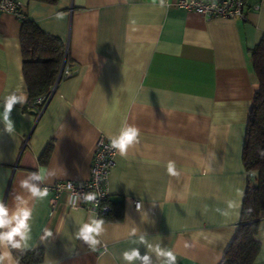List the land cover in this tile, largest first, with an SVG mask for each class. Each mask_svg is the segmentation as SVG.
Listing matches in <instances>:
<instances>
[{
    "label": "crops",
    "instance_id": "1",
    "mask_svg": "<svg viewBox=\"0 0 264 264\" xmlns=\"http://www.w3.org/2000/svg\"><path fill=\"white\" fill-rule=\"evenodd\" d=\"M16 1L22 18L0 15V112L12 91L28 94L23 19L60 39L59 71L64 62L71 75L40 116L28 95L11 113L13 133L0 121V201L10 216L32 211L28 248L11 249L12 264H22L15 252L37 249V264H128L122 253L132 248L162 264L148 245L173 250L177 264H219L248 179L242 146L259 87L249 49L264 35V0H245V21L206 19L176 0ZM128 125L140 130L139 143L117 150L108 176L120 216L71 209L66 194L52 208L48 187L87 179L98 138ZM169 161L178 175L168 174ZM32 172L41 178L29 183L48 189L43 200L20 187ZM91 220L103 222L96 245L77 236ZM256 239L252 264H264V216Z\"/></svg>",
    "mask_w": 264,
    "mask_h": 264
},
{
    "label": "trees",
    "instance_id": "2",
    "mask_svg": "<svg viewBox=\"0 0 264 264\" xmlns=\"http://www.w3.org/2000/svg\"><path fill=\"white\" fill-rule=\"evenodd\" d=\"M21 44L23 73L31 102L53 85L63 59L64 46L58 37L42 31L26 19L22 20ZM249 53L259 87L254 93L242 146V162L248 179L237 228L219 264H252L260 249L256 234L264 216V156L260 155L264 151V35L249 49ZM110 205V211L98 218L120 216L116 209L118 204L112 207L110 201ZM15 254L22 264H37L42 259L40 249Z\"/></svg>",
    "mask_w": 264,
    "mask_h": 264
},
{
    "label": "built area",
    "instance_id": "3",
    "mask_svg": "<svg viewBox=\"0 0 264 264\" xmlns=\"http://www.w3.org/2000/svg\"><path fill=\"white\" fill-rule=\"evenodd\" d=\"M175 4L188 11H194L206 19L226 18L247 19V7L245 0H176ZM254 10L259 6L254 5ZM11 13L17 18H22L21 4L16 0H0V15ZM71 75L68 64L63 65L57 75V79L50 89L32 100L31 107L37 116L52 97L58 81ZM117 149L109 147V139L100 136L95 145L92 157L89 177L82 181L61 180L55 181L48 188L52 192L51 207L54 208L62 195L68 196L67 204L71 209H83L94 213L97 217L110 211V193L108 188V176L114 164ZM94 193L96 200L87 202L85 196ZM135 207L140 206L139 201L134 202Z\"/></svg>",
    "mask_w": 264,
    "mask_h": 264
},
{
    "label": "clouds",
    "instance_id": "4",
    "mask_svg": "<svg viewBox=\"0 0 264 264\" xmlns=\"http://www.w3.org/2000/svg\"><path fill=\"white\" fill-rule=\"evenodd\" d=\"M163 5V0H161ZM28 102V94L23 91L20 95H17L15 91H12L3 101V111L0 112V121L5 125V131L13 133L15 131L13 120L10 119L14 106L19 103L25 105ZM140 130L135 126H123L119 130L118 134L109 136V147L115 148L120 154H126L128 149L135 144L139 143ZM261 156H264V151H261ZM167 172L171 176L178 175L176 171L175 162L169 161L167 166ZM39 172L30 173L28 179L20 182V187L28 189V191L38 196L41 200L49 195L48 189H40L36 185L29 183L30 179H40ZM22 199V197H17ZM87 202L96 200L94 193H88L85 196ZM231 207V205H229ZM226 214V213H225ZM32 216V211L27 207H18L10 216L9 207L0 201V264H12V252L11 249L26 250L28 248V242L31 239L29 236L30 226L28 221ZM14 222V223H13ZM102 221L91 220L87 223H82L77 236L82 238L85 242L91 245L98 243L96 236L99 235L102 225ZM46 235H51V232H46ZM17 237L19 239H17ZM141 242H144L143 240ZM187 246V245H186ZM149 249L155 251L157 256L163 258L162 264H177V256L173 250L161 248L159 245H148ZM123 259L128 264H133L136 260H141L143 264H151L148 255L140 256V252L136 248L124 251L122 253Z\"/></svg>",
    "mask_w": 264,
    "mask_h": 264
}]
</instances>
